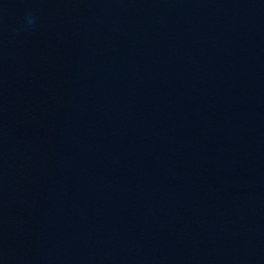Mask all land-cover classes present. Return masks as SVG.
<instances>
[{"label": "water", "instance_id": "95a60500", "mask_svg": "<svg viewBox=\"0 0 264 264\" xmlns=\"http://www.w3.org/2000/svg\"><path fill=\"white\" fill-rule=\"evenodd\" d=\"M0 264H264V0H0Z\"/></svg>", "mask_w": 264, "mask_h": 264}]
</instances>
